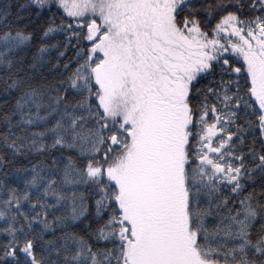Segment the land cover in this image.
Listing matches in <instances>:
<instances>
[{
	"label": "snow or ice",
	"instance_id": "obj_1",
	"mask_svg": "<svg viewBox=\"0 0 264 264\" xmlns=\"http://www.w3.org/2000/svg\"><path fill=\"white\" fill-rule=\"evenodd\" d=\"M0 264H264V0H0Z\"/></svg>",
	"mask_w": 264,
	"mask_h": 264
}]
</instances>
